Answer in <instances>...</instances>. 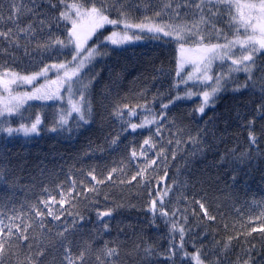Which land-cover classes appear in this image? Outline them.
<instances>
[{
  "label": "snow or ice",
  "instance_id": "obj_1",
  "mask_svg": "<svg viewBox=\"0 0 264 264\" xmlns=\"http://www.w3.org/2000/svg\"><path fill=\"white\" fill-rule=\"evenodd\" d=\"M225 11L230 17L228 32L216 27ZM188 19L193 21L191 27L184 23ZM0 21V134H3L0 147L4 149L5 159H8L9 138L19 133L30 138L51 134L69 144H80L83 138L87 143L79 151L85 158L104 159L105 153L119 151L122 133H136L151 125L146 129L148 138L140 145L139 155L133 147L129 157L130 161L144 157L143 161L136 163L131 171L118 164L110 169L105 165L99 174L93 166L86 173L81 169L79 178L72 179L67 188L75 195L61 191L57 211H53L56 197L51 195L37 204L22 205L18 211L14 198L15 170L0 160V185L4 186L0 190V264H47L50 255L56 256L51 264H123L125 259L130 264H191L192 261L205 264V260L208 264H264V211L258 217V228L249 226L242 235L237 233L229 235L227 241H217L210 223L217 217L209 211L210 204L206 206L211 190L221 182L230 188L240 185V173L244 171L241 165L251 167L252 161H258L264 166V0L243 3L241 0H73L71 3L69 0H7V3L0 0ZM201 24L205 27H200ZM106 26H111L109 35H105L109 31ZM147 42H156L162 53L167 51L175 61V68L154 67L153 79L161 85L167 82L168 88L163 93L157 89L151 101L147 100L145 89L133 97L137 101L133 105L119 95L120 78L106 58L130 44ZM61 56L71 59L46 62L59 60ZM98 66L100 71H96ZM187 68L191 71H186ZM105 71L108 83L101 89L98 107L110 119L106 121L101 116L97 127V108L89 97L103 83ZM50 72L55 73V79L49 77ZM240 73H243L242 81ZM25 86H30V90L21 91ZM193 96L201 98L188 114L194 128L185 126L183 118L170 117L178 107L177 101L191 100ZM229 96L237 101V127L247 131L246 150L220 148L224 138L215 131L217 105ZM241 99L243 103L239 102ZM139 100L145 102L141 104ZM29 101L53 102L39 106L53 109L51 126L44 122L47 115L31 111L34 105L24 107ZM57 102L59 110H56ZM209 111L212 116L208 115ZM145 113L151 119L145 117L140 123L132 122ZM112 120L120 122L115 137L106 131L112 127ZM17 123L18 127L12 126ZM100 139L104 141V150L97 155L100 146L93 148V144ZM157 144L155 156L149 157L148 153L157 149ZM189 144L191 148L180 158L185 160L193 186L177 197L185 205L180 208L173 205L172 199H165L173 192L172 187L161 189L159 185L168 177L169 156L175 160L183 151L181 145ZM208 156L212 157L210 161ZM197 159L207 161L206 168L199 170V177L192 167ZM149 169L151 172L146 176ZM210 169L216 170L215 175H206ZM196 185L200 186L199 191ZM132 187L143 194L144 222L156 230L161 222L165 227L170 225L166 233L169 244L162 254L151 247L141 248L136 243L135 232L131 246L118 238L103 239L111 238L113 221L117 222L118 237L121 233L126 238L128 235L120 229L123 221L117 219L126 205L123 200L112 199L105 189L119 188L123 193ZM69 201L76 203L64 208ZM81 229L88 231L83 233ZM91 229H95V235ZM77 233L87 234L102 246L70 239ZM189 244L195 252L187 250ZM237 246L239 254L233 262L229 257ZM212 256L216 259L212 260Z\"/></svg>",
  "mask_w": 264,
  "mask_h": 264
},
{
  "label": "trees",
  "instance_id": "obj_2",
  "mask_svg": "<svg viewBox=\"0 0 264 264\" xmlns=\"http://www.w3.org/2000/svg\"><path fill=\"white\" fill-rule=\"evenodd\" d=\"M244 1V0H243ZM7 3V0H3ZM19 2V0H18ZM73 2V0H69ZM76 2H82V0H76ZM235 11V10H233ZM198 19V18H197ZM207 19V18H205ZM2 23V21H0ZM184 23L188 24L190 27L193 23L191 19L185 20ZM230 17L225 11L220 22L216 24V27L223 28L226 32L229 31ZM70 27V25H69ZM200 27H205L201 24ZM109 29L105 35H109L111 32V26L107 27ZM233 27L231 31H235ZM243 33L242 31H240ZM19 55V54H18ZM71 56H61L59 60L50 59L46 61L47 63H58L60 60H70ZM99 59V57H97ZM106 62L111 66L117 76L120 78V92L119 95L124 97L126 100L130 101L133 105L137 102L133 97L137 96L139 93L144 92L147 89L146 97L148 101L152 100V97L156 94L157 89L160 92H165L168 88L167 82L161 85L159 82L153 79L156 75L155 69L161 67L168 69L175 68V61L172 59L171 55L167 51H163L157 46L156 42L147 43H134L125 46L123 50H118L112 53ZM20 71V69H17ZM86 71V69H85ZM96 71H100L99 66ZM173 71V76H174ZM104 80L103 83L95 87L92 95L89 97L93 101V106L97 108V127H99V122L101 116L107 121L110 118L108 114L104 112L103 108L98 107V102L101 101L102 94L101 89L104 84L108 83V73L105 71L102 73ZM243 80V73L238 74ZM85 78V82H86ZM42 81V82H41ZM40 82L43 83V80ZM95 83V82H94ZM79 87V85H76ZM30 90V88H28ZM201 101L200 97L193 96L191 100L187 101H177L178 107H176L171 113L170 117L172 119L183 118L184 125L194 128L195 125L191 123L188 114L193 108H195ZM144 100H139V103L143 104ZM167 102V100H165ZM244 102V99L239 101ZM53 104L52 101H33L28 105H34L35 107L31 109L33 112H41L42 116L47 115V119L44 121L46 124L51 126V112L53 109L45 108L41 109L39 106L41 104ZM237 101H234L229 97L221 100L217 105L216 111V128L215 131L218 136H223L224 143L220 144V148H244L246 150L245 140L247 137V131L242 127H237L238 121H236V108L235 105ZM28 105L25 108H28ZM60 103H56V110H59ZM67 107V104H64ZM27 115V113H25ZM72 113V116H75ZM209 116H212V112H208ZM148 116L147 113L138 115L133 118L132 122L140 123L142 119ZM207 119V117H205ZM73 120L69 117V124H72ZM112 127L110 129L106 128V131H111L115 137L116 132L120 130V122L116 120L111 121ZM229 125H231L229 127ZM13 127H18L17 124H13ZM151 125H146L144 130L138 129L136 133L128 134L122 133L120 139L123 143L119 145V151L113 152L111 155L105 153L104 159L88 160L85 158L83 152H80V146L86 144L87 141L83 138L80 139V144L72 143L56 138L51 134H41L34 138H20L15 136L10 139L8 144V159L4 158V149L0 147V160L7 165L8 168L15 170V176L13 179L16 181V188L14 192L15 207L19 211L22 205H33L37 204L40 200L46 199L49 195L55 196L56 201L54 202L53 211L60 209L61 191H65L66 195L74 196L75 192H68L67 188L70 185L72 179L79 178V173L81 169L87 171L89 166L97 168V174L99 170L103 169L105 165L110 169L117 164L121 168H125L128 171L134 169L129 157L131 156L132 148H139L143 143V136L141 132H147V127ZM258 127V125H257ZM227 128V131L225 129ZM3 135V134H0ZM195 135V133H193ZM127 136V139H124ZM95 139V137H93ZM97 145L100 147L97 148ZM115 147V145H113ZM93 148H97V155H101L104 150V141L100 139L93 144ZM183 151L178 153L175 160L171 159L169 156V168L168 177L165 178V186H170L173 192H169L165 199H172L173 205L183 208L185 205L183 202H178L177 197L182 193L188 192L193 186V180L191 173L187 171V166L184 159L180 157L187 154V150L191 148V145H181ZM89 153L91 150H88ZM79 153V155H77ZM239 154V153H238ZM211 156H208L207 160L210 161ZM113 161L116 164H113ZM207 161L197 159L194 161L192 167L197 170V176H200L201 169L206 168ZM244 171L240 173L241 182L236 188L227 187L224 182H221L218 188L211 190V199L206 202V206L210 204L209 211H212L216 215V220L211 223V232L217 241H227L229 235H236L237 233L243 234V232L249 229V226L259 227V215L264 211V171H262V166L258 161H252L251 167H246L241 165ZM215 169L207 170L206 175H215ZM107 175V172L104 173ZM162 175V173H161ZM173 177H175L176 183L173 184ZM130 178V177H129ZM206 178V177H205ZM90 179V177H89ZM135 181L132 184L135 185ZM231 184V180L227 181V185ZM179 186V187H177ZM4 186L0 185V190ZM199 185H196V190L199 191ZM207 187V185H205ZM112 194V199L123 200L125 207L121 209V215L117 217L118 220L123 221L120 224V229L127 231V238L121 233L119 237L117 236L116 221L112 222V235L111 238L103 237V239H119L125 241L131 246L133 233L135 232V240L138 245L143 247H151L159 253H163L164 249L167 248L169 244L168 227H165L163 222L159 224V230L149 227L145 223L144 211H142V205L144 201L142 199L143 194L135 187L124 191L123 193L119 188L105 189ZM175 193V196L173 195ZM190 198V197H189ZM199 198V197H197ZM76 201H69L64 204V208H70V204H75ZM77 207H82V205H77ZM198 208V206H197ZM219 210V211H217ZM46 212L47 209H44ZM202 215V213H201ZM63 220L64 217H61ZM48 219V217H47ZM71 218H69L70 220ZM50 221V219H48ZM55 223V222H53ZM69 229L72 230V225L69 223ZM56 229L53 228V234H55ZM88 229H81V232L87 233ZM92 234L95 235V229H91ZM253 235H256L253 233ZM47 239V238H46ZM70 239H75L78 242L87 241L93 244L94 247H100L102 245H97L93 240L89 238L87 234L80 235L77 233L75 237H70ZM97 240L100 237H96ZM142 241V243H141ZM178 242V237H177ZM235 243V242H233ZM207 247V241L205 242ZM187 250L195 252L191 244L187 246ZM239 247L233 249V254L229 259L235 262L238 258ZM56 259L55 255H50L48 257L47 264H51V261ZM201 259H204L201 257ZM212 260L216 257L212 256ZM123 264H130V261L125 259ZM191 264H195L192 261ZM205 264H208L205 260Z\"/></svg>",
  "mask_w": 264,
  "mask_h": 264
},
{
  "label": "rangeland",
  "instance_id": "obj_3",
  "mask_svg": "<svg viewBox=\"0 0 264 264\" xmlns=\"http://www.w3.org/2000/svg\"><path fill=\"white\" fill-rule=\"evenodd\" d=\"M243 2H244V1L241 0V3H243ZM106 27H109V26H106ZM240 31L243 32V28H240ZM186 71H191V69H190V68H187ZM48 75H49V77H51L52 79H55V73H54V72H50ZM41 82H42V81H41ZM28 88H30V86L21 87L20 90H21V91H23V90H28ZM32 102H33V101H29L27 104L24 105V107H26L28 104H30V103H32ZM143 134H144V136H143ZM141 135L143 136V140L146 139V138H148V133H145L144 131L141 132ZM16 136H18V137H20V138H25V139L30 138V137H26V136H24L23 133H19V134H17ZM142 144H143V143H142ZM142 144H141V145H142ZM158 148H159V144H157V149H154L153 151H150V152L148 153L149 157H154V156H155V151L158 150ZM136 150H137V153H138V155H139L140 147H139V148H136ZM143 160H144V157H140V158H139V161H131V164H132V166L135 167V164H136V163L141 162V161H143ZM151 167L154 168V167H156V165H152ZM150 172H151V169H149V171L146 172L145 175H146V176L149 175ZM157 178H158V177H157ZM164 181H165V180H163L162 183L159 185V187H160L161 189H163V188L165 187V182H164ZM153 186H154V187L156 186L155 180H153ZM48 219L51 220V217H48ZM61 219H62V218H61ZM55 223H59V222H55Z\"/></svg>",
  "mask_w": 264,
  "mask_h": 264
}]
</instances>
